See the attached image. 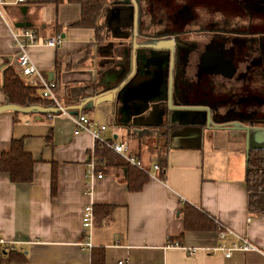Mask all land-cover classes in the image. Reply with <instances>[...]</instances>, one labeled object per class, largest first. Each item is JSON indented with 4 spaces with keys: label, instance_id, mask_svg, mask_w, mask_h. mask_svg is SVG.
<instances>
[{
    "label": "crops",
    "instance_id": "obj_1",
    "mask_svg": "<svg viewBox=\"0 0 264 264\" xmlns=\"http://www.w3.org/2000/svg\"><path fill=\"white\" fill-rule=\"evenodd\" d=\"M124 2L106 0L99 23L107 26L130 21L132 13L115 15L113 11L114 5ZM79 17V5L66 0H25L21 5L1 8L0 88L4 68L18 73L11 35L24 28L35 31L41 39L63 36L58 47L26 49L32 65L55 84L60 107L74 105L126 75L130 60L124 58L125 43L121 47L116 35L107 30L105 40L96 44L94 30L71 27ZM139 69L141 73V61ZM139 72L130 87L145 81ZM141 88L127 95L136 101L129 103L124 113L120 102L83 112L96 127H106L102 134L114 128L112 137L101 134L103 140L125 143L128 153L141 162V171L149 179L137 192L128 190L126 169L119 168L100 172L101 179L94 178L87 189V163L91 153L95 155V143L87 133L73 135L74 126L66 114L37 118L0 113V153L8 150L12 139L21 138L24 151L35 162L27 184H12L0 174V238L15 243L23 254L9 264H91V251L98 248L104 251V264H264V213L250 214L247 209L245 134L204 129L197 126L204 121L203 116L179 113L171 122L179 127L167 141L156 135L139 136L136 131L159 130L157 127L166 121L161 99L150 97ZM4 103L0 92V105ZM162 162L164 180L160 171L154 170V166L161 170ZM88 204L95 216L91 251L78 246L85 240L80 221ZM184 205L202 213L217 231H184L180 213ZM219 228L228 231L224 239L219 237ZM243 239L256 251L235 252L225 258L203 250ZM169 242L184 249L168 247ZM185 249L198 251L190 256Z\"/></svg>",
    "mask_w": 264,
    "mask_h": 264
},
{
    "label": "flooded vegetation",
    "instance_id": "obj_2",
    "mask_svg": "<svg viewBox=\"0 0 264 264\" xmlns=\"http://www.w3.org/2000/svg\"><path fill=\"white\" fill-rule=\"evenodd\" d=\"M124 1L113 11L117 15L136 10L141 35L174 39L173 63L184 68L179 67L178 101L173 106L207 107L217 126L238 122L264 127V0H134L135 8ZM132 26L130 20L105 27L121 47L125 43L126 61L131 59ZM143 54L145 66L169 60L153 51H141L138 58L143 59ZM149 96L161 99L163 92L152 91ZM160 106L166 121L157 127L158 137L167 141L179 127L171 122L180 112L169 111L167 104ZM200 125L215 130L205 122Z\"/></svg>",
    "mask_w": 264,
    "mask_h": 264
},
{
    "label": "trees",
    "instance_id": "obj_3",
    "mask_svg": "<svg viewBox=\"0 0 264 264\" xmlns=\"http://www.w3.org/2000/svg\"><path fill=\"white\" fill-rule=\"evenodd\" d=\"M59 1L56 0V2ZM66 2L78 4L80 7L79 20L71 27L94 30L96 44L100 45L107 35L105 25L99 23L107 8L106 0H66ZM37 90L36 87L24 83L10 67L2 70L0 92L7 103L18 106L51 105L48 101L39 98ZM95 93L97 91H93L92 95ZM78 100L76 99L75 102ZM95 157L98 172H105L110 168L126 169L125 181L130 192L139 191L149 179L146 172L129 166L100 143H95ZM34 163L31 156L24 151L22 139H12L8 150L0 153V174H5L12 184H27L31 180ZM164 171L165 163L162 162L159 173L161 180H164ZM245 183L248 193V212L256 215L264 213V149L248 152ZM50 187L53 193L55 189L54 171L51 173ZM99 208L101 207H95V209ZM102 209L109 210L110 208L102 207ZM180 213L184 231H211L213 229L217 231L209 219L189 205H184ZM22 256L21 252H6L0 258V264L15 262ZM91 264H104V251L101 248L92 249Z\"/></svg>",
    "mask_w": 264,
    "mask_h": 264
},
{
    "label": "water",
    "instance_id": "obj_4",
    "mask_svg": "<svg viewBox=\"0 0 264 264\" xmlns=\"http://www.w3.org/2000/svg\"><path fill=\"white\" fill-rule=\"evenodd\" d=\"M128 4L131 5L132 8H135L134 0H127ZM118 19V18H117ZM132 21V52L130 59V70L126 75L120 77V79H116L114 84L111 87H107L106 89L95 93L94 95H89L88 97H84L80 99L74 105H68L64 107L57 106H40V105H25L18 106L15 104L4 103L0 105V113L10 112L12 114L17 115H33L35 117L42 116H58L61 113H65L69 116H77L83 114L85 111H91L95 107H98L104 103H118L123 104L121 112L124 113L127 110V105L136 101L132 98L128 99L127 95L135 94L137 91H140L142 88L145 89V94L151 93V91L163 92V96L160 102L166 101L169 106V111H179L180 113L185 112H195V117L203 116L204 121L202 123H206L207 125H212L213 129H227L228 131H239L245 134V143H246V153L253 150H262L264 149V127H254V126H245L238 122H232L226 125H215L210 118V111L207 107L202 106H189L185 103H180L178 105L173 106L172 103L174 98L178 95L177 85L179 83L178 71L179 65L177 63H173V54H174V39L171 36H162V35H153L145 37L141 35L137 31V15L136 10L131 17ZM63 37V36H61ZM137 38H142L141 41L136 42ZM137 50L143 51H153L158 54H165L169 56L168 61L160 62L157 65L156 74L157 79L155 81V88L147 91L148 83L150 82L148 67L143 64L144 60H146V56L143 54V59L137 57ZM146 58V59H145ZM142 63L141 73L139 72V63ZM145 63V62H144ZM184 68V66H182ZM145 78V81L142 85L138 87H130L131 81L134 80L138 74ZM161 83L165 84L164 89L161 86ZM140 88V89H139ZM166 91V93H165ZM137 96V95H134ZM140 96V95H138ZM126 116V114H125ZM196 121V120H195ZM141 135H156L158 136L157 130H145V131H136ZM141 133V134H140ZM3 254V253H2Z\"/></svg>",
    "mask_w": 264,
    "mask_h": 264
},
{
    "label": "built area",
    "instance_id": "obj_5",
    "mask_svg": "<svg viewBox=\"0 0 264 264\" xmlns=\"http://www.w3.org/2000/svg\"><path fill=\"white\" fill-rule=\"evenodd\" d=\"M25 0H0V9L3 7H11L21 5ZM11 40L14 48L17 51V56L14 60L16 67L19 70V75L24 78L28 85L36 87L38 90V96L40 99L48 101L51 106L60 107L57 98L55 96V84L47 81L43 75L38 71L36 67L32 65L27 54L26 49L28 47H58L61 43V37L56 34L51 38L41 39L39 38L35 31L31 29H18L11 35ZM65 114V113H64ZM66 116L70 119L74 126L73 135H78L79 133H87L90 135L94 143H100L106 149L112 151L114 154L119 156L126 164L136 169L143 170V166L140 161L131 156L128 153V149L125 143H114L112 141L103 140L101 137L102 132L105 130L104 125L95 126L92 121L85 115L80 114L77 116ZM154 170L159 172L160 169L157 166H154ZM102 174L97 171V158L91 153L90 159L87 163V189L90 186L91 181L95 179H101ZM95 221L94 210L91 204H88L84 207L82 213V221H80V226H82V231L84 234L85 240L80 243L78 246L84 250L91 251V230ZM219 237L224 239L228 231L225 229L219 228ZM168 247L182 248L181 245L177 242H169ZM187 254L190 256L195 255L198 249H185ZM206 250L210 255L220 254L225 258H229L235 252H250L256 251V248L246 239H243L239 243H233L231 245H226L225 243L216 245L210 249ZM6 252H20L19 249L15 247V243L8 242L3 238H0V255L5 254ZM3 253V254H2ZM121 264V263H119Z\"/></svg>",
    "mask_w": 264,
    "mask_h": 264
},
{
    "label": "rangeland",
    "instance_id": "obj_6",
    "mask_svg": "<svg viewBox=\"0 0 264 264\" xmlns=\"http://www.w3.org/2000/svg\"><path fill=\"white\" fill-rule=\"evenodd\" d=\"M154 31H155V30H154ZM155 32H158V31H155ZM151 34H154V32H151ZM141 51H143V50H140L139 52L141 53ZM140 53H139V54H140ZM139 54H137V57L139 56ZM141 59H142V57H141ZM159 63H160V62H159ZM159 63L152 62L150 65L147 64V67H148L149 73H151V75H149L150 82L148 83V89H149V90L155 88V81H156V79H157L156 69H157V65H158ZM16 68H17V67H16ZM16 71L18 72V73H16V74L18 75V77H19L22 81H25V79L22 78V77L19 75V70H18V68H17ZM134 80H135V79H134ZM134 80H132L131 82H134ZM161 86H163V89H164L165 84H164V83H163V84L161 83ZM156 92H157V90H156ZM159 92H160V91H159ZM165 93H166V91H165ZM177 97H178V95L174 98V101H175V102L178 101ZM163 104H167L166 101H164ZM167 106H168V104H167ZM168 108H169V106H168ZM177 112H179V111H177ZM185 113H187L186 116H188L189 114L195 116V114H194L195 112H191V111H190V112H185ZM113 129H114V128H112V127L108 128L107 132H105V133L102 134V137H103V136H104V137H110V136L112 137ZM152 135H153V134H152ZM152 135H147V136H148V137H152Z\"/></svg>",
    "mask_w": 264,
    "mask_h": 264
}]
</instances>
